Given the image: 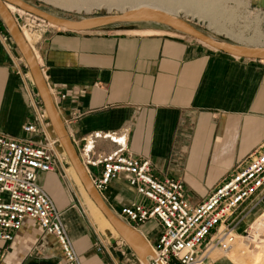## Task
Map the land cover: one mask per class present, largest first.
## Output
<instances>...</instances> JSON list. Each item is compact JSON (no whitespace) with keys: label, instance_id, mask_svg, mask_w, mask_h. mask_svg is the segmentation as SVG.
Instances as JSON below:
<instances>
[{"label":"crops","instance_id":"crops-1","mask_svg":"<svg viewBox=\"0 0 264 264\" xmlns=\"http://www.w3.org/2000/svg\"><path fill=\"white\" fill-rule=\"evenodd\" d=\"M249 2L264 9V0ZM37 31L33 47L79 157L95 133L123 136L126 150L148 159L156 178L181 179L186 199L195 205L236 165L264 149V61L235 58L177 32ZM0 33V133L23 137L22 125L33 113L16 67L22 55L1 19ZM115 149L109 138L98 137L91 157ZM38 183L62 212L81 264H127L116 240L107 239L108 251L96 250L95 236L102 235L85 220L67 175L59 169L40 172ZM101 196L117 214L125 205L147 203L123 178ZM136 229L149 245L161 232L155 219ZM126 247V257L142 263ZM61 262L56 240L33 220L24 219L11 241L0 240V264ZM206 264L232 262L209 257Z\"/></svg>","mask_w":264,"mask_h":264},{"label":"built area","instance_id":"built-area-1","mask_svg":"<svg viewBox=\"0 0 264 264\" xmlns=\"http://www.w3.org/2000/svg\"><path fill=\"white\" fill-rule=\"evenodd\" d=\"M3 39L0 33V40ZM16 63L33 119L22 125L26 136L0 133V240L11 241L23 220L30 219L56 240L62 253V262L58 264H81L65 229L62 212L38 183L40 172L59 169L66 175L70 163L37 91L27 86L31 75L24 59L21 57ZM32 135L39 138L33 139ZM98 137L109 138L117 149L91 157L94 139ZM80 157L100 195L113 180L123 178L147 201L123 206L118 213L123 220L134 228L149 219H155L161 226L157 242L151 245L154 255L139 264H206L212 251H229L240 237L259 241L264 235V149L236 165L208 197L195 205L186 199L181 179L156 178L148 159L126 150L123 136L95 133L86 139ZM89 166H98V173L89 171ZM105 242L104 236H95L94 247L98 252L108 251Z\"/></svg>","mask_w":264,"mask_h":264},{"label":"water","instance_id":"water-1","mask_svg":"<svg viewBox=\"0 0 264 264\" xmlns=\"http://www.w3.org/2000/svg\"><path fill=\"white\" fill-rule=\"evenodd\" d=\"M7 3L24 10L46 23L69 32L116 31L118 28L131 29L133 25L140 23H152L164 26L168 30L188 36L197 41H202L210 48L229 56L253 61H264V45H246L214 38L178 16H172L162 11L151 9L127 10L115 14H103L82 17L79 19H69L52 15L24 0H0V19L6 25L28 67L36 91L47 114L48 121L54 134L58 138L70 165L79 177L89 197L116 230L119 237L142 263H146V257L153 256L151 255V248L148 246L140 232L120 218L94 188L88 172L69 137L64 121L57 109L56 103L45 81L34 52L24 39L15 17L6 7Z\"/></svg>","mask_w":264,"mask_h":264},{"label":"rangeland","instance_id":"rangeland-1","mask_svg":"<svg viewBox=\"0 0 264 264\" xmlns=\"http://www.w3.org/2000/svg\"><path fill=\"white\" fill-rule=\"evenodd\" d=\"M24 1L52 15L69 18V19H79L82 17L120 13L129 10L131 5L136 4V3H132L133 1L130 0L129 1L116 0L114 2L111 0H86L85 2H81L80 4V5H85V3H90L89 5L91 6H89V8L86 9L85 7L88 5L82 6L81 8H76V7L69 8V7H64L63 5L51 0H24ZM216 4L217 5L215 6V11L217 14L215 13L213 15V17L216 18L214 23H211L210 22L211 20L205 17L208 15L206 13L210 14L209 11L211 9H207V11L203 13L201 12L202 14L201 13L194 14L192 11H187V9L181 7V5L180 6L177 5L176 7L177 11L175 14L179 18L186 20L197 29L201 30L202 32L214 38H218L232 43H241L246 45H264V39L262 37V35H264L263 8L251 5L249 0H219ZM13 16L15 17L16 21L20 24L21 27L25 26V28L30 29L32 32L39 33L37 30L42 29L44 27L66 32V30L57 29L53 26L48 25L47 23H44L38 18H34L33 16L29 15V13L24 14V13L15 12ZM215 26H219L222 30L217 31L214 28ZM133 29H163L166 31L168 30L164 26H160L157 24L140 23L133 25L131 29L118 28L116 29L115 32L123 31V30H133ZM226 31H228L231 35L226 34ZM237 36L245 39V41L239 42L236 39H234V37ZM250 38L252 39L258 38V40L257 42L254 43L246 42L250 40ZM68 177L72 182L69 175ZM76 199H78L77 195H76ZM78 204L79 203H77V205ZM78 206L81 209L85 220L87 221V223H89L90 228L96 233H99L101 235L100 231L95 226L94 228L90 224L89 221H91V219L89 218V220H87V216H86L87 213H85L86 212L85 207L83 206L84 207L83 210V207H81V205ZM100 230L106 240L107 239L110 241L116 240L119 242V245L121 246L120 250L122 252V258L126 260L127 264H133L132 263L133 261H130V256L126 257V254L129 253L128 248L126 247L127 245L124 242H122L120 239L115 238L118 236H113L106 228H102ZM251 243L250 241L242 240L240 237L237 240L236 244L229 251H220L219 249H216L210 253V258L218 259L220 257H226L232 262V264H264V255H263L264 253L259 255L256 254L255 252V248L258 245L261 246V243L258 244L255 243L251 244Z\"/></svg>","mask_w":264,"mask_h":264},{"label":"bare ground","instance_id":"bare-ground-1","mask_svg":"<svg viewBox=\"0 0 264 264\" xmlns=\"http://www.w3.org/2000/svg\"><path fill=\"white\" fill-rule=\"evenodd\" d=\"M51 1H54L56 3H59V4L63 5L64 7H69V8L70 7L81 8L82 6L88 5V6L85 7L86 9H88L89 6H91V5H89L90 3H85V5H80L81 2H85L86 0H51ZM111 1L114 2L116 0H111ZM130 1H133L132 3H136V4L131 5L129 10L151 9V10H155V11H162V12L170 14L172 16H176L175 13L177 11V8H176L177 5H179V6L181 5V7H184L185 9H187V11H192L194 14H198V13H201V12L203 13V12L207 11V9H211L209 11L210 14L206 13V14L209 15V17H208V15L205 16V17H207L209 20H211L210 21L211 23H214L216 18L213 17V15L216 13L215 6L217 5L216 3L219 0H130ZM144 1H147V2H144ZM219 3H221V2H219ZM179 6H178V8H179ZM6 7L8 8V10L12 14H14L15 12L28 14L24 10H22L20 8H17L16 6H14V5L10 4V3H7ZM213 11H215V12H213ZM29 15H31V14H29ZM31 16H33V15H31ZM33 17L37 18L35 16H33ZM41 21H43V20H41ZM44 23H46V22H44ZM47 24L50 25V26H53V27H55L57 29H61V28H59L57 26H54L52 24H49V23H47ZM214 28L217 31H221L222 30L219 26H215ZM21 32H22V35H23L24 39L26 40V42L32 48V50L34 52V55H35V57L37 59V62L39 63V56L37 55V53H36V51H35V49L33 47V44L37 41L39 35L36 32H32L30 29L25 28V26L21 27ZM165 32L175 33L173 31H168V30L166 31V30H163V29H133V30L117 31L115 33H120V34L121 33H138V34L139 33H141V34L162 33L163 34ZM226 34L231 35L228 31H226ZM262 37L264 39V35H262ZM234 39H236L239 42L245 41V39H243V38H241L239 36L234 37ZM257 40H258V38H255V39L250 38V40H248L246 42L254 43V42H257ZM198 42L208 46L207 44L203 43L202 41L198 40ZM29 80H30V83H31L32 82L31 81V77H29ZM27 86L29 87L28 84H27ZM29 89H30V87H29ZM66 171H67L68 175L70 176V178H71V180L73 182L74 186L72 185V187L75 189V191H77L76 195H77V198H78L77 200H78L79 205H81V207H83V206L85 207V209H86L85 213L88 214V215L86 214L87 220H89V218H90L92 223H93L92 224L91 221H89L90 224L93 227L95 226L100 231L102 236H103V234H102L100 229L106 228L113 236H118L119 237V235L116 232V230L112 227V225L109 223V221L106 219V217L102 214L100 209L95 205V203L92 201V199L89 197V195L85 191V189H84L79 177L75 173L73 167L70 165ZM67 173H66V175H67ZM68 179H69V177H68ZM72 182L70 181L71 184H72ZM84 207H83V210H84ZM97 234H99V233H97ZM118 239H121V238L119 237ZM241 239L242 240H247V239H245L243 237H241ZM247 241H250V243L252 242V243H255V244L261 243V246L258 245L255 248V252H256V254H259V255L264 253V235L262 237H260L259 241H255L254 239H252V241L251 240H247ZM105 243H107V242H105ZM147 244L151 248V245H149L148 242H147ZM151 255H154L152 249H151Z\"/></svg>","mask_w":264,"mask_h":264}]
</instances>
